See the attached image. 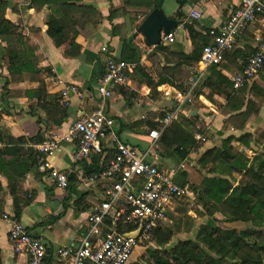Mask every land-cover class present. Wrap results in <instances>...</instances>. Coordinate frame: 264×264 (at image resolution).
Returning <instances> with one entry per match:
<instances>
[{
    "label": "crops",
    "instance_id": "0c3cea01",
    "mask_svg": "<svg viewBox=\"0 0 264 264\" xmlns=\"http://www.w3.org/2000/svg\"><path fill=\"white\" fill-rule=\"evenodd\" d=\"M7 3L5 18L21 28L22 35L34 48L37 59L36 68L39 72L15 74L16 76L13 75L12 78L8 72L7 61L1 52L5 44L0 43V135L3 137L0 142L3 147L0 149L8 146V139L23 138L30 141L37 135H41L43 139L54 138L57 141V151L51 161L52 166L66 174L81 168L85 176H91L93 174L87 175L85 172L84 164L86 167L91 166L93 158L97 156L92 155L88 160L76 163L74 159L76 142L67 138L71 124L90 116L100 103L96 88L99 78L105 71L107 55H112L116 59L121 58L122 39L132 35L135 37L133 43L140 50V66L146 69L154 81L158 80L161 68L172 65L165 64L161 54L153 56L152 60H147L146 57L154 47H146L142 36L135 34L137 29L134 30L132 27L129 16H117L111 22L108 20L110 9L119 8L120 0H82L80 2L79 5L94 8L98 15L82 30L77 28L78 35L74 41L81 46L77 57L66 55L69 42L55 47L47 35L46 18L49 14L47 8L42 7L39 10L30 8L26 0H7ZM239 3L240 0H191L183 8L178 9L175 0H159L160 9L167 18L172 20L177 12L188 17L191 11H198L201 18L194 21L198 25L196 28L204 32L221 26ZM77 13L73 14L76 18L79 16ZM136 24H139V21ZM114 26H118L115 35L113 34ZM173 32V42L166 43L164 46L174 54L188 55L192 51V44L187 31L182 25H177ZM263 36L264 23L258 19L242 39L237 40V48L242 50L254 48L255 39ZM72 38L70 33L69 40ZM102 47L107 49V53L101 52ZM169 59L172 58L169 57ZM196 65L191 67L182 65L180 69L191 75ZM133 71L134 69L129 74L131 76L126 88L118 87L112 91L111 98L105 103V112L113 120V130L120 141L140 151L150 149L148 161L163 166L156 161L157 158L164 157L159 153L156 145L151 146L148 127L144 125L132 130L127 126L133 122L145 121L148 117H151L153 122H157L158 114L168 110L171 102L163 96L152 98L150 89L145 84H138V74L132 75ZM224 75L228 74L224 73ZM166 77L169 78L167 75ZM174 78L177 77L174 75ZM67 85L78 87L83 98L70 95L64 101L61 93ZM38 88L43 95H46V99L40 102L32 95V91ZM166 89H170L167 84L159 87L158 91ZM130 95H132L131 100H129ZM202 98L208 103L204 96ZM138 101L142 102L141 107L137 105ZM186 109L190 110L189 113L192 115L199 116V113L191 107ZM210 110L217 113L213 108ZM144 114L147 116L142 119ZM217 117L222 116L219 114ZM258 120L255 126L257 128L254 127V129L261 134L264 133V103L261 104ZM211 127L216 129L215 132H222L217 124ZM26 145L32 149L35 146L30 142ZM212 147L214 146L206 149ZM113 156V147L108 141H103L102 155L98 157V169L105 168ZM113 182V179L98 178L92 183H79L73 177V180L69 181V187L62 190L52 184L41 166L26 174L21 189L31 202L23 208L18 220L32 237L46 245L45 264H66L65 261L56 257V251L62 248L78 247L87 234L88 213L106 200V192ZM0 183L4 190L0 194L3 214L13 216L12 197L8 193L6 179L0 177ZM192 197L191 194L189 199ZM182 199L185 198L172 201L167 210V217ZM9 228V223L0 216L1 264H28L25 255L16 254L13 251L8 240Z\"/></svg>",
    "mask_w": 264,
    "mask_h": 264
},
{
    "label": "trees",
    "instance_id": "16d2710c",
    "mask_svg": "<svg viewBox=\"0 0 264 264\" xmlns=\"http://www.w3.org/2000/svg\"><path fill=\"white\" fill-rule=\"evenodd\" d=\"M26 1L33 9L47 8L49 11L46 18L47 35L55 47L69 42L66 55L77 57L81 49V46L74 41L78 35L77 28L82 30L94 20L98 15L97 11L90 6L79 5L82 0ZM175 1L178 9L191 2V0ZM158 7H160L159 0H120L119 8L110 9L108 20L111 22L117 16H129L130 23L136 30L139 24ZM7 8V0H0V43L5 44L1 52L7 61L8 72L12 78L15 74L38 73L34 48L22 35L21 28L5 18ZM76 12L79 15L77 18L73 16ZM138 21L139 24H136ZM174 21L187 31L192 51L188 55H179L172 53L164 44L154 47L147 60H152L153 56L161 54L165 64L172 65L161 68L157 81H154L146 69L140 66L141 54L139 48L133 43L134 36L130 35L122 39L121 58L116 59L112 55H107L115 60L134 64L132 75L138 74V84L147 85L154 99L162 96V93L158 91L162 85L167 84L173 92L183 91L180 82L190 73L181 70L180 67L182 65L191 67L197 64L202 49L211 42L208 37L209 30L204 32L197 29L196 21L184 14L177 12ZM117 29L118 26L113 27L114 35ZM70 33L73 37L71 40H69ZM253 50L250 47L247 50L233 48L227 52L219 65L208 69L196 91L198 96H204L210 103L214 102V97L224 100L220 108L224 116L228 118L224 120L223 125L232 126L234 131L239 132L238 136L224 137L223 131L214 133L220 138V145L206 149L197 160L198 167L205 170V176H202L197 183L191 182L186 173L176 178L180 186L188 188L204 215L215 221V215L219 214L227 223L250 224L251 229L223 230L216 225L203 223L199 225L198 241H179L172 248L165 249L175 231L166 225L159 226L153 229L145 240V242L154 241L157 249H146L149 260L142 264H264V133H261L262 138H259L258 135L246 129L250 120L258 117L261 104L264 103V63L257 74L259 83L262 85L252 84L247 89L250 96L247 99H245L247 83L241 89L234 90L231 81L224 75L226 73L233 76L241 73L247 57ZM104 74L105 71L101 77ZM174 75L177 78H174ZM32 95L38 102L46 99V95L41 93L40 88L32 91ZM131 99L132 95L129 96V100ZM167 111L160 112L158 119L162 120ZM198 121L199 119L191 113L189 117L178 115L157 141L156 146L161 148L159 153L171 160L174 165L188 159L196 144L194 134L204 132L196 127ZM144 125L151 130L156 128L158 123L148 117L145 121L133 122L127 127L136 130ZM211 138H213L212 135ZM2 140L3 137L0 135V142ZM44 140L41 135H37L30 141L23 138L8 139V146L0 149V177L6 179L7 190L12 197L13 217L16 219L21 215L23 208L31 202L21 189L24 177L42 164V156L31 147H27L26 143L37 145ZM98 163L99 158L94 157L91 166L86 167L84 164L87 175L101 170V168L98 169ZM72 180L73 176H70L69 181ZM3 191L0 183V194ZM2 208L3 202L0 199V216L4 215ZM117 229L122 234L132 231V227L119 226ZM141 248H145L143 243L137 250ZM135 253L136 251L131 258Z\"/></svg>",
    "mask_w": 264,
    "mask_h": 264
},
{
    "label": "built area",
    "instance_id": "2783aa9c",
    "mask_svg": "<svg viewBox=\"0 0 264 264\" xmlns=\"http://www.w3.org/2000/svg\"><path fill=\"white\" fill-rule=\"evenodd\" d=\"M188 17L199 20L198 11H191ZM260 19L264 23V0H240L237 8L217 28H210L208 37L210 44L201 52L195 71L180 85L183 91L161 90L162 96L169 99L171 105L162 120H158L156 128L148 131L152 145H156L163 131L186 107L196 99H203L196 91L200 87L208 69L217 66L224 55L231 51L249 28ZM174 32L165 35L161 32V44L172 43ZM253 52L247 57L243 71L239 74L227 75L234 90L241 89L261 70L264 63V36L255 39ZM101 52L107 53L102 47ZM105 74L98 80L96 92L100 103L88 117L75 121L69 128L67 140L76 142L75 162L82 163L92 155H102V142L114 149V156L107 166L98 173L85 176L83 170H72L62 173L51 164L57 151V141L46 138L33 148L42 156L41 169L52 184L59 189L69 187V177L76 182L92 183L96 179H113L106 192V200L88 213L87 234L76 248H62L56 251V257L66 264H128L136 248L149 237V233L167 223V210L173 200L190 197L187 187L180 186L176 178L188 173L193 166L188 159L173 166H159L148 161L150 149L140 151L136 147L123 143L113 130V120L105 112V103L112 96L115 88H126L129 74L134 64L112 57L106 58ZM70 95L83 98L82 92L75 85L64 87L61 97L66 101ZM137 105L142 106L138 101ZM166 110H163L165 112ZM147 115H143L145 119ZM197 142H206L200 133L194 134ZM3 145L0 144V148ZM2 219L9 223L8 240L16 254L27 257L28 264H45L46 245L30 235L26 227L13 216L4 214ZM132 227V231L122 234L118 227ZM138 232L136 237L126 236Z\"/></svg>",
    "mask_w": 264,
    "mask_h": 264
},
{
    "label": "rangeland",
    "instance_id": "374dc122",
    "mask_svg": "<svg viewBox=\"0 0 264 264\" xmlns=\"http://www.w3.org/2000/svg\"><path fill=\"white\" fill-rule=\"evenodd\" d=\"M234 49L242 50L241 48H237V43L235 44ZM189 77L190 75L183 80H186ZM259 82L260 80H259L258 75L254 77L252 80H250L249 82H247V84L245 85L246 87V93H245L246 98L244 97L245 99L250 97L249 93L247 92V89H249L252 84L262 85V83H259ZM204 93L207 94V91H205ZM220 100H223V99L219 97H216V98L214 97L213 103L212 102L210 103L209 101H207L208 103H206L203 99H196L191 104V108L197 111V113H199V116L197 117L199 121L197 122L196 127L199 128L200 131H204V132H201L200 134H202V136L206 138V142L196 141V144L192 150V153L188 157L189 162L192 163L193 165L189 169V172L187 173L188 179L191 182L197 183L202 176H205V170L200 169L197 165V160L199 159L200 155L205 151L207 147L220 145V138L215 136L214 134L216 133L215 132L216 129L214 127L212 128L211 126L215 124L219 125L220 129L224 133L223 134L224 137L229 136V135L238 136L239 134V132L233 130L234 128L232 126L228 124L223 125L224 120L227 119L228 116H226L225 118L223 112L221 111L220 105L224 103V100L223 102H220ZM212 108L217 112L216 114L210 110ZM189 112L191 111L186 110L184 114L180 113L179 115L189 117L190 115ZM219 114L223 118L217 117ZM212 115L214 117H212ZM258 121H259L258 117L252 118L246 129H248L251 132L254 131L255 134L258 135L259 138H262V135L257 132L258 130L255 131L254 129ZM211 135L213 136V138H211ZM253 147L257 148V146H253ZM158 151H161L160 147H158ZM247 155L250 156L249 154ZM150 160H153V159H150ZM156 161L166 167L174 165L172 161L168 160L167 158H163V159L157 158ZM203 223H206V224L209 223V224H212V226L216 225L217 227H220L223 230L235 229L238 231L242 229H251L250 224L227 223L224 221L223 217L219 214L215 215V221H214L210 219L208 216L204 215V212L202 211L201 207H199L196 204V201L194 200L193 197L190 199L186 197L185 199H182L181 201H179V203L175 206V209L173 210V212H171L168 216V222L166 223V226L172 229L173 231H175V234L170 239L169 243L165 246V249L172 248L179 241H185V240L198 241V239L200 238L199 225ZM143 245L145 246V248H141L138 250L136 248L135 251L137 252L135 253V255H133V257L130 259L128 264L146 263L149 260L145 252L146 249H150V250L157 249V245L155 244L154 241H148V242L144 241Z\"/></svg>",
    "mask_w": 264,
    "mask_h": 264
},
{
    "label": "water",
    "instance_id": "95a60500",
    "mask_svg": "<svg viewBox=\"0 0 264 264\" xmlns=\"http://www.w3.org/2000/svg\"><path fill=\"white\" fill-rule=\"evenodd\" d=\"M177 24L174 20L167 18L160 7L154 9L138 26L135 34L142 36L146 47L161 45V32L168 35L175 31ZM138 232L126 235L136 237Z\"/></svg>",
    "mask_w": 264,
    "mask_h": 264
}]
</instances>
